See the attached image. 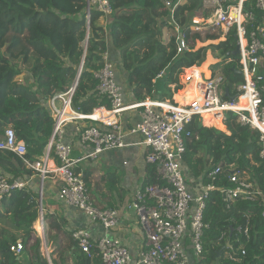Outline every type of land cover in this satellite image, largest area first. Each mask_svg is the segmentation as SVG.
<instances>
[{"label":"trees","instance_id":"1","mask_svg":"<svg viewBox=\"0 0 264 264\" xmlns=\"http://www.w3.org/2000/svg\"><path fill=\"white\" fill-rule=\"evenodd\" d=\"M109 1L112 13L105 17V29L98 24L103 16L99 12L92 11L90 20L86 21L85 0H0V136L6 129H12L17 141L25 144L26 158L30 161L43 157L52 135L53 120L44 102L66 94L78 75L72 97L74 110L89 115L94 109L108 105L106 99L97 94V80L94 78L95 72L103 66V54L107 51L106 35L119 51V65L126 74V84L135 103L155 97L159 75L167 84H178L179 78L183 86L188 84L189 78L192 79L186 94L174 96L175 103H189L196 91V98H200L197 83L205 71L201 72L199 67L205 60L207 48L195 50L196 41L205 43L219 38L215 32L199 33L190 28L191 17L200 8L201 0H187L177 6L171 16L173 19L164 5L169 0ZM244 11L255 18L249 27L263 22L264 15L256 8V0H247ZM175 24L179 27L178 32L184 34L187 45V50L180 53L175 37L168 44L163 42L164 29L175 31ZM13 47H18L23 53L20 61L10 53ZM212 47L220 52L219 57L231 54L236 48L234 31L227 35L225 41ZM227 60L231 61L225 64ZM236 60L237 57L230 56L221 63L224 65V85L229 88L242 82L241 76L230 71ZM23 73L32 79L31 83L14 81ZM171 86L174 89L171 91L169 88L170 96L166 100H171L176 92V86ZM202 119L206 126L213 128L197 125V121L201 123L200 117L185 126L182 161L188 174L199 177L211 164L221 161L222 165L234 163L264 188L262 170L255 166L260 164L258 132L241 126L228 115L225 128L231 134L227 136L219 132L221 123L211 125L207 117ZM148 168L146 180L157 182L154 169ZM28 175L30 173L24 169L18 156L0 150V177L24 179ZM88 177V174L84 175V181L90 198L95 200L96 193ZM114 185L115 181L110 180L108 188L114 189ZM215 186L218 189L229 184L223 178ZM95 188L99 190V184ZM100 200L96 199L95 206L105 209ZM37 202L32 189L15 190L10 197L0 199V264H20L11 252V247L17 242L22 243L27 262L33 263L36 259L39 264H46L40 256V240L33 230L39 216ZM262 207V200L258 199L253 203L237 202L234 208L226 210L219 191L211 192L204 210L209 229L204 235V252L198 264H264ZM107 208L114 209L113 205ZM246 214L250 220L247 243L243 236L245 220L242 218ZM222 232L231 240L240 237L245 243L244 255H239V262H230L224 256L225 252L237 247L225 251L224 240H220ZM71 247L78 256L76 264H100L99 258L94 257L93 260L82 253L74 240ZM220 251L225 252L218 255Z\"/></svg>","mask_w":264,"mask_h":264},{"label":"built area","instance_id":"2","mask_svg":"<svg viewBox=\"0 0 264 264\" xmlns=\"http://www.w3.org/2000/svg\"><path fill=\"white\" fill-rule=\"evenodd\" d=\"M186 0H169L164 5L170 12ZM247 0H202L200 8L192 19L191 28L195 32H215L218 43L225 41L234 31L236 47L239 48L236 68L241 72L242 82L231 88L224 85L222 74H212L201 78L197 83L200 99L186 105L177 106L162 101L147 99L132 105L139 108V121L129 129L122 126L120 119L125 110L122 88L117 84L113 65L107 54H103V66L95 72L97 94L106 99L108 105L100 106L89 115L79 114L72 107L73 87L64 95L56 96L45 102L53 120L52 135L45 148L43 157L30 161L22 141H17L14 131L6 129L0 136V150L18 156L30 175L24 179L0 177V199L10 197L15 190L33 189L30 180L37 177L38 209L37 220L42 230V190L46 180L60 184L58 200L64 205L82 212L92 223L99 224L103 230L100 237L93 238L88 231L78 230L72 234L73 240L88 257H97L100 264H198L204 252V235L209 225L204 219V210L209 194L217 188L220 175L226 173L231 188L218 189L222 203L230 210L236 199L255 200L262 192L241 177L236 169L223 170L215 167L207 172L209 185H188L185 180L182 157L184 154V130L192 119L203 115L216 116L225 128L227 116L234 117L241 126L249 127L259 133L260 168L264 173V16L263 22L249 27L255 22L251 13L244 11ZM256 8L264 15V0H256ZM92 11L101 13L103 18L111 15L109 0H85L86 21ZM198 16V17H197ZM176 44L178 53L187 50L184 34L178 32ZM88 37V35H87ZM212 41V42H215ZM225 89L232 99L225 97ZM56 99H61L62 107H55ZM104 112L108 113L104 119ZM218 113V114H217ZM80 121H90L89 126H80ZM78 125L77 144L83 155L81 159L72 157L73 146L67 142L68 127ZM140 137V143L147 149L145 162L155 169L157 182L140 185L128 209L136 213L138 223L147 238V249L134 260L125 244L111 233L119 225L116 210L100 209L95 206L77 173L81 160H95L102 153L133 147L127 143L129 137ZM186 136L188 134L186 133ZM52 161L53 166H48ZM264 220V208L261 213ZM243 236L249 241V231L245 227ZM227 234L222 232L220 240L226 241L225 250L237 247L244 255L243 241L236 237L228 242ZM241 246V247H240ZM23 245L17 242L11 252L21 262ZM94 252V253H93ZM226 259L239 262L235 250L227 252Z\"/></svg>","mask_w":264,"mask_h":264},{"label":"crops","instance_id":"3","mask_svg":"<svg viewBox=\"0 0 264 264\" xmlns=\"http://www.w3.org/2000/svg\"><path fill=\"white\" fill-rule=\"evenodd\" d=\"M186 2L187 0L185 1V3ZM200 6H201V3H200ZM195 16L196 15H192L191 20ZM98 24L99 26L105 29L107 28L106 19L103 17L99 19ZM193 27L194 25L192 24V21H191L190 28H193ZM199 33H204V32H199ZM175 34H176L175 35V38H176L177 36L176 24H175ZM164 37H165V31H163V42L165 44H168L169 40H165ZM208 42H212V41H207L205 43L196 41V45L197 44L204 45ZM106 46H107L106 54H107L109 62L113 65L116 82L122 88V91H123V101H124L125 110L123 112V116L120 119V121L122 123L123 128L129 129L138 123L140 109L132 106L135 104V101L133 100V95L130 91V88L126 84V74L123 72V70L121 69L119 65L120 64L119 51H117L113 47L111 43V39L107 35H106ZM200 48H206V47L203 46ZM208 56L214 60V61H211V64L206 65L208 67L207 71H209V74H210L209 77H210L212 73L209 70V68L214 67L215 65H217L218 67V65H220L223 62L221 61L222 60L221 58L223 56L215 57L211 53L208 54L207 52L204 62L206 61ZM230 61L231 60H227L225 64L229 63ZM203 66L205 67V63ZM235 68H236V65H235ZM204 71H201V72H204ZM215 74H222V72L218 73V71H215ZM202 77L206 79L205 75H202ZM157 81L158 83H157L155 97L153 99L146 98L144 101H146L147 99H150L156 102L162 101V102L172 104V105H177V106H182V105L187 104V103L186 104L170 103L172 100L174 101L173 98L174 96H176V93L179 94L181 90L183 89V85L180 84L179 78H178V84H167L166 82L162 80L161 75L157 77ZM171 85H175L177 89H176L175 94L174 93L172 94V99L166 100V98L170 96L169 88H171ZM56 101H60V104L62 107L61 99L55 100L54 102L55 107H56ZM167 101H170V102H167ZM45 102H44V106L46 108L47 106L49 107V104H48L49 102L47 103V106L45 105ZM107 115L108 113L104 112V115H103L104 119H106ZM200 121L201 123H198L197 121L196 124L207 128L206 125L202 123L203 121L201 119ZM91 124L92 123L90 121H80L78 123V125L80 126L81 125L89 126ZM78 125H70L68 127V133H67V138H66L67 142L71 143L73 146L72 157L74 159H81L83 157L78 147L77 137L75 134L77 131ZM211 125H217V124L212 123ZM222 126L223 124H221V127ZM224 126H225V123H224ZM220 130L222 131V129ZM225 130H227V128H225ZM221 131L219 132L221 133ZM222 134L227 135L226 132ZM127 143L135 144V146L127 147L124 149H114V150L106 151L102 153L100 156H98L95 160H81L77 164L76 170H77V173L81 174L84 184H85L84 175L88 174L89 176L88 178H91V187H92L93 192L96 193V198L95 200L93 199L94 204L96 203V199L100 200L99 198L102 197V195H104V197L100 201L104 205L105 209H108L107 207L109 205H113V208H114L113 210H116L118 212L119 225L117 228L114 229L111 235L119 238L125 244L131 257L134 260H137L139 258L140 253H142V251L147 249V238H146L144 231L142 230L141 226L138 223L136 213L133 210L128 209L127 207L128 205L132 203L136 189L140 185L145 186L151 183L146 180L148 172H149L148 166L150 165H147L145 162V156L148 151L146 148H144V146L139 144L140 137L138 136L129 137L127 139ZM258 145H259V139H258ZM221 163L219 162L215 165L211 164L210 167L207 168L206 171L199 177L190 176L187 172L186 167L183 165L185 180L187 181L189 186L196 185V184H201L203 186H206V185L211 184L210 180L207 178V172L209 170L215 167H221L223 170H226L232 167L236 169L237 171H239V173L241 174V177L244 178L247 182H249L254 187L255 190H259L260 192H262V195H258L256 199L252 201L236 199L230 209L234 208L236 203L240 201L253 203L257 201L258 199H261L262 206H263L262 210H263L264 208V188H262L261 185L259 186L257 184V181L252 179L245 172L239 170L235 166L234 163H228L225 165H222ZM48 166H53L52 161L49 162ZM255 166L259 168L260 164H257ZM150 167L154 169L152 166ZM262 174L264 175L263 172ZM223 178H226L225 173L220 175L218 182L222 181ZM110 180L115 181L114 189L108 188V184ZM30 183H31V187L33 188L32 190L35 191L37 195V201H38L39 180L37 177H33V179L30 180ZM96 184H99V190H97L96 188L94 190V187ZM228 184L229 186L224 187V188L228 189L232 187V185L229 182ZM59 186L60 184L57 181L56 182H54L53 180L44 181L43 190H42V200H41L42 207H43L42 230L37 221L40 217L39 209H38L39 216L33 225V230L36 234V237L40 240L39 252H40V256L42 257L43 261L46 264H76L78 256L75 254L76 251L73 250L74 248L71 247V243L73 240L72 234L78 230H86L93 238H97L103 234V230L99 224L90 222L82 212L76 209H73L71 207H68L64 205L63 203H61L57 198ZM222 188L223 187L218 188V189H222ZM105 197L108 198L107 200L109 201L108 203L106 200H104ZM220 198L222 202L221 193H220ZM208 200H209V197H208ZM262 210H261V213H262ZM261 213H260V216H261ZM242 218L245 220L244 228L247 227L249 231V227H250L249 214L243 215ZM262 221L264 222L263 219ZM234 239L231 240L230 238H227L226 240L228 242L231 241V243H233ZM224 244H226V241H224ZM242 248H244V245L242 246ZM225 251H221V253ZM235 251L237 252L238 255H240L237 249ZM79 254L81 255L80 251H79ZM226 254L227 253L225 252V255H224L225 257L227 256ZM93 258L94 257H91V259ZM26 264H39V263L35 259L33 263L26 261Z\"/></svg>","mask_w":264,"mask_h":264},{"label":"rangeland","instance_id":"4","mask_svg":"<svg viewBox=\"0 0 264 264\" xmlns=\"http://www.w3.org/2000/svg\"><path fill=\"white\" fill-rule=\"evenodd\" d=\"M164 31H165V40H170L172 37H175V31L174 30H172V29H169V28H165L164 29ZM216 44H218V41H215V42H208V43H206V44H204V45H201V44H197L196 45V47H195V50H197V49H199L200 47H206L207 48V52H208V54H212V55H214L215 57H219L220 56V52L218 51V50H216V49H214L212 46H214V45H216ZM10 53L12 54V56L15 58V59H19V60H17V61H20V59H21V57H22V55H23V53L18 49V47H13V48H11L10 49ZM208 60H210V59H208L207 58V60L204 62L205 63V65H208V64H211V61H214L213 59L212 60H210V61H208ZM218 60V59H217ZM204 63H202V65H200V67L199 66H197V67H199V70L200 71H204V70H208V67L207 66H203L204 65ZM22 66V65H21ZM223 65H218V67L217 66H215V67H210L209 68V70L211 71V73L212 74H215V71H218V73H221L222 71H223ZM202 75H204L203 73L201 74V78H202ZM190 79V78H189ZM14 81H17V82H25V81H28L29 83H31L32 82V79H30V77L27 75V74H25V73H23V74H21L20 76H18L17 78H15V80ZM191 83H192V80L190 81V82H188V87H186L185 89H182L181 90V94L179 93V94H177L176 93V96H180V95H183V94H186L187 92H188V90H189V86L191 85ZM174 89V86H171V88H170V90H173ZM167 102H170V101H167ZM170 103H173V104H175V102L172 100V102H170ZM56 107L57 108H60L61 107V104H60V101H56ZM201 120L203 121V119L201 118ZM203 123V122H202ZM221 124H223V123H221ZM208 125V124H207ZM207 128H213V127H209V126H206ZM215 129V128H214ZM224 130H225V128H223ZM217 130V129H216ZM224 130H222L221 131V133H225L224 132ZM220 131V130H219ZM225 131H227V130H225ZM44 197H45V195H44ZM45 200V199H44ZM21 262H23V264H26V259H25V257H24V255H22L21 256Z\"/></svg>","mask_w":264,"mask_h":264},{"label":"water","instance_id":"5","mask_svg":"<svg viewBox=\"0 0 264 264\" xmlns=\"http://www.w3.org/2000/svg\"><path fill=\"white\" fill-rule=\"evenodd\" d=\"M87 39H88V37H87ZM86 39V40H87ZM85 48H86V46H85ZM84 48V49H85ZM238 54H239V48H235V50L231 53V54H229V53H227L225 56H223L221 59V61H224V60H226L227 58H229L230 56H232V57H237L238 56ZM82 66V65H81ZM80 70H81V67H80ZM230 71H232V72H234L235 73V75H238V76H241V72H239V71H237L236 70V68H235V66H232L231 68H230ZM78 80H79V75H78V77L76 78V80H75V82H74V85H73V89H74V91H75V88H76V86H77V83H78ZM192 79L190 78V79H188V82H190ZM187 86H183V89H185ZM225 97L226 98H229V99H232V97H230L229 96V94H228V89H225ZM218 114V113H217ZM226 132V134L229 136L230 135V133H229V131H225ZM221 254V251L219 252V254L218 255H220ZM216 264H219L218 262L216 263Z\"/></svg>","mask_w":264,"mask_h":264},{"label":"bare ground","instance_id":"6","mask_svg":"<svg viewBox=\"0 0 264 264\" xmlns=\"http://www.w3.org/2000/svg\"><path fill=\"white\" fill-rule=\"evenodd\" d=\"M208 59H210V60H212V58L211 57H207ZM206 66V65H205ZM204 75H205V77L207 78L208 77V71H205L204 72ZM187 87H188V84L186 85ZM197 92V91H196ZM196 92H195V94H194V96H193V98H192V100L191 101H195V100H199L200 98H196ZM181 94V93H180ZM190 101V102H191ZM202 117H207L208 118V121H210L211 123H213V124H218V123H221L220 122V120L216 117V116H209V115H203V116H201L200 117V119L202 118ZM44 244V243H43Z\"/></svg>","mask_w":264,"mask_h":264},{"label":"clouds","instance_id":"7","mask_svg":"<svg viewBox=\"0 0 264 264\" xmlns=\"http://www.w3.org/2000/svg\"><path fill=\"white\" fill-rule=\"evenodd\" d=\"M238 71V70H237Z\"/></svg>","mask_w":264,"mask_h":264}]
</instances>
